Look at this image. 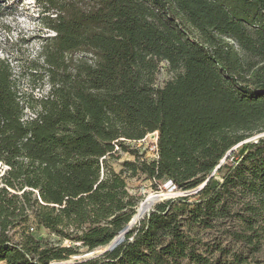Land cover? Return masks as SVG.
Segmentation results:
<instances>
[{
  "label": "trees",
  "instance_id": "trees-1",
  "mask_svg": "<svg viewBox=\"0 0 264 264\" xmlns=\"http://www.w3.org/2000/svg\"><path fill=\"white\" fill-rule=\"evenodd\" d=\"M35 3L38 58L21 77L0 58V263L247 264L221 245L207 256L185 226L235 219L233 236L255 249L264 235V137L247 142L264 133V0ZM20 78L47 94L27 96ZM153 133L158 158L146 160L132 144ZM119 151L136 160L117 172ZM126 175L155 192L205 186L156 204L116 250L72 261L136 215Z\"/></svg>",
  "mask_w": 264,
  "mask_h": 264
},
{
  "label": "rangeland",
  "instance_id": "rangeland-1",
  "mask_svg": "<svg viewBox=\"0 0 264 264\" xmlns=\"http://www.w3.org/2000/svg\"><path fill=\"white\" fill-rule=\"evenodd\" d=\"M45 35H51L49 31L44 32ZM42 35V27L39 22V8L35 3V0H0V58H7L12 63L16 74L21 77L24 70L29 66V61L36 60L38 58L41 42L39 36ZM166 65H163V72L160 77L161 82L168 80L171 75L166 70ZM19 89L21 92L27 94V96L33 95L36 99L45 96L48 92V88L44 91L32 90L26 79L20 78ZM31 118L33 114L28 113ZM264 137V133L253 135L248 141H255ZM155 142L154 137L148 136L142 144H132V146L139 148L142 151H147L146 154L150 157L149 149ZM239 146L233 150H237ZM136 157L131 153L119 151L116 155V159H108L109 165H111L115 171L120 172L123 169V164L126 161H135ZM5 166L0 163V179L4 175ZM127 191L129 196L137 204L136 214L138 213L139 207L149 198L157 197L155 203L158 204L164 200L170 198H176L180 196L193 195L198 192L199 189L191 192L173 191L168 183H161V191L155 192L152 189L151 182L145 175H138L137 177H131L126 175ZM155 205L152 207L149 213L146 214L145 218L154 210ZM239 208L235 207V210ZM143 220L139 221L134 227L140 225ZM35 222L32 221L28 224V227L35 228ZM244 226L241 222L231 219L220 221L216 227L212 229L204 228H191L188 224L185 226V231L193 238L202 240L207 246L200 245L199 249L209 256L210 250L218 245L227 248L231 253L241 254L249 258L247 264H264V235L260 239V245L258 249L254 246L246 244L240 240L235 239L233 236L234 232H243ZM23 229L17 228L11 232L14 237V241L20 240V234ZM41 238L51 241L59 242V239L54 236L44 234ZM40 238V239H41ZM62 245L67 246L69 242L62 241ZM259 244V243H258ZM108 247L101 248L95 252L87 253L83 251V254L74 257L72 261L80 259H91L103 254ZM219 256L218 253L215 254ZM228 259L231 260L230 256ZM70 263V262H68ZM60 263V264H68ZM3 264V263H0Z\"/></svg>",
  "mask_w": 264,
  "mask_h": 264
},
{
  "label": "water",
  "instance_id": "water-1",
  "mask_svg": "<svg viewBox=\"0 0 264 264\" xmlns=\"http://www.w3.org/2000/svg\"><path fill=\"white\" fill-rule=\"evenodd\" d=\"M229 154H228V156H229ZM204 186H202L198 191H200ZM156 201H157V197L153 198V201H152L153 206L155 205ZM149 212H150V210L147 211V213H149ZM141 220H144V217ZM136 224L137 223H136V215H135L133 217V219L131 220V222L121 231V233L115 238V240L108 246V249L106 251L112 252V251L116 250L119 246H121L125 242L126 236L123 238H119L120 235L124 232H126L128 235L133 230V228ZM68 264H70V263H68Z\"/></svg>",
  "mask_w": 264,
  "mask_h": 264
},
{
  "label": "built area",
  "instance_id": "built-area-1",
  "mask_svg": "<svg viewBox=\"0 0 264 264\" xmlns=\"http://www.w3.org/2000/svg\"><path fill=\"white\" fill-rule=\"evenodd\" d=\"M148 136H150V137L152 136L155 138L154 144L149 149L150 157L146 154L147 151H142L141 155H143L142 157L145 158L146 160H156L158 158V133H153V134H150ZM147 137L143 141H141L139 144L144 143L145 140L147 139ZM169 185L171 186V184H169ZM171 188L173 189V191H175V188H173L172 186H171Z\"/></svg>",
  "mask_w": 264,
  "mask_h": 264
},
{
  "label": "bare ground",
  "instance_id": "bare-ground-1",
  "mask_svg": "<svg viewBox=\"0 0 264 264\" xmlns=\"http://www.w3.org/2000/svg\"><path fill=\"white\" fill-rule=\"evenodd\" d=\"M152 201L153 198H149L143 204L140 205L138 213L136 214V223L141 221V219L146 216L148 210L152 209L153 207ZM125 236H127L126 232L122 233L119 238H123Z\"/></svg>",
  "mask_w": 264,
  "mask_h": 264
}]
</instances>
